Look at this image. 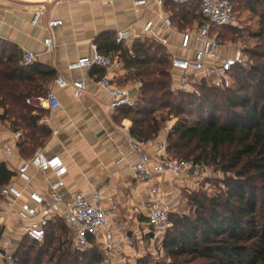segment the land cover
Instances as JSON below:
<instances>
[{"label": "trees", "instance_id": "16d2710c", "mask_svg": "<svg viewBox=\"0 0 264 264\" xmlns=\"http://www.w3.org/2000/svg\"><path fill=\"white\" fill-rule=\"evenodd\" d=\"M172 4L178 8L176 18L181 27L205 21L198 2ZM228 29L237 40L243 37L233 26L214 28L220 42V33ZM251 36L256 39L255 46L247 50L252 62L235 67L234 88L202 83L199 93L172 89L171 56L155 40H137L129 48L117 43L113 34L97 44L100 52L116 55L142 84L137 104L117 110L132 121L131 134L146 142L159 134L167 120L181 117L168 134L167 155L196 164L212 163L225 174L234 173L224 203L212 200L209 210L196 200L198 211L208 212V216L182 215L172 222L163 236L168 255L173 257L170 264H184L182 258L207 261L198 264H264V16L260 29ZM56 77L54 69L37 62L24 65L22 49L0 37V120L7 121L12 130L22 131L18 146L26 158H31L49 135L39 124L43 112L36 113L27 99L47 95L48 85ZM156 106L166 110L167 116L160 120L152 116ZM15 175L0 161V191ZM105 260L94 239L87 249L72 251L71 229L56 219L46 228L42 242L23 235L7 263L105 264ZM138 264L152 263L143 257Z\"/></svg>", "mask_w": 264, "mask_h": 264}, {"label": "crops", "instance_id": "0c3cea01", "mask_svg": "<svg viewBox=\"0 0 264 264\" xmlns=\"http://www.w3.org/2000/svg\"><path fill=\"white\" fill-rule=\"evenodd\" d=\"M21 1L27 3L0 0L3 6L0 14V37L21 49L35 52L37 63L57 72V77L49 83L48 90L58 95L60 107L39 110L43 112L39 124L49 131V135L38 150L49 155H60L65 160L68 173L64 177L65 184L60 189L65 200H71L77 192L90 193L94 189H101L105 195L112 196L118 202L119 213L115 220L110 221L108 228L117 237L118 255L123 254L129 260L134 257L133 251L143 244L145 238H152V229L147 219L148 209L145 206L148 188L136 179L133 166L139 156L131 148L127 136L131 122L128 119L119 122L118 111L110 109L109 94L98 88L95 82L100 70L70 69L69 64L90 56L94 51V44L97 45L121 29L133 32L136 39L125 44L132 47L135 41L144 39L136 36L150 20L156 24V36L167 40L165 47L171 57L188 56L191 51L181 47V32L195 29L197 22L181 27L176 18L178 8H173L172 3H176L174 0H164V5H159L155 0H147V5L140 6L138 10L134 6L135 0H51L46 2L47 10L34 25L32 19L38 9L37 3L45 0ZM192 2L197 0H189L183 4ZM234 6L236 21L233 28L239 30L243 37L236 42L223 44L218 40V32H214L217 34L218 49L225 55L242 51L244 59L251 63L247 50L253 46H248L244 40L254 39L251 35L260 29L264 0H234ZM167 16L174 22L170 31L164 29L162 21V17ZM56 19H61L63 24L50 29L48 22ZM48 36L55 43V47L49 51L44 44V39ZM192 46L200 47L201 43L193 40ZM121 66L123 76L119 83L129 85L131 94L138 97V81L132 78L122 62ZM59 78L69 82L83 80L87 90L81 97H75L72 86L60 88L57 85L56 80ZM55 130L59 132L55 134ZM0 138L4 145H10L14 150L13 153H2L0 161L6 162L16 173L23 161L29 158L20 153L19 141L15 139L14 130L10 126L0 124ZM144 146L154 160L159 156H167L165 136H159L151 144L144 142ZM196 178L199 177L168 178L161 184L165 198L173 203L178 197L173 183H189ZM52 180L51 173L35 170H32V182L29 184L16 176L12 179L26 191L35 190L43 195L47 194ZM104 204H108L107 201ZM26 226L18 217L7 219L0 229V246L5 236H11L14 240L21 239ZM118 255L114 256V261L119 259Z\"/></svg>", "mask_w": 264, "mask_h": 264}, {"label": "built area", "instance_id": "2783aa9c", "mask_svg": "<svg viewBox=\"0 0 264 264\" xmlns=\"http://www.w3.org/2000/svg\"><path fill=\"white\" fill-rule=\"evenodd\" d=\"M159 5H164V0H155ZM183 4L189 0H174ZM200 12L204 18L203 23H197L195 29H187L181 32V47L190 50L188 56H172L171 68L172 89L175 92L199 93L198 86L206 83L210 87L230 89L235 86V67L248 65L242 51L234 55L221 54L218 49L217 34L214 28L233 26L236 21L235 6L233 0H197ZM147 5V0H135L136 10L140 6ZM47 10L46 2L38 4L32 24L36 25ZM3 6L0 3V14ZM164 29L170 31L174 27L171 17H162ZM63 24L61 19L50 20L48 27L54 29ZM156 24L150 20L142 27L141 33L136 37L153 39L166 46L167 40L156 36L154 28ZM130 29H121L116 32V41L119 44H128L135 40ZM200 41V47L192 46V41ZM46 49L49 51L55 47L51 36L44 39ZM93 53L88 57H82L69 64L70 69H85L92 71L98 69L103 71L97 75L95 82L101 90L109 94L111 110L121 107H133L137 104V97L131 94L129 85L119 83L123 76V69L119 58L114 54H105L93 45ZM22 62L26 66L37 62V54L28 49H22ZM60 88L72 86L73 95L81 97L87 90L83 80L69 82L57 79ZM142 84L137 83L140 91ZM27 103L34 107L35 111L54 110L60 107L58 95L50 91L45 96H36L27 99ZM59 131L55 130L57 134ZM23 133L14 131L17 142ZM131 148L138 154L139 158L133 169L136 179L148 188L145 206L148 209V224L152 229V239H163L165 233L172 227L171 207L166 200L161 184L168 178L181 179L183 177L208 176L209 167L204 164H196L191 160L159 156L156 160L146 151L144 142L137 136L127 132ZM10 145H4L0 138V155L2 153H13ZM32 170L42 173H51L53 180L49 183L47 194L38 191H26L16 185L13 181L3 186L0 191V229L3 228L7 219L18 217L27 226L24 235L31 240L42 242L46 235V228L52 220L61 219L71 229V247L74 250H85L90 246V239H94L106 257V264H123L126 258L119 254L117 248V237L110 230L109 223L115 220L119 213V204L110 195H105L101 189H94L90 193L77 192L71 200H65L60 189L64 186V177L68 173L65 160L57 154H47L38 150L31 158L23 161L16 172V177L25 183L32 182ZM107 201L108 204H104ZM73 231V232H72ZM123 235V233H121ZM0 248L5 250V255L0 254L2 261H12L15 252L14 239L5 236ZM119 256L114 261V256Z\"/></svg>", "mask_w": 264, "mask_h": 264}, {"label": "rangeland", "instance_id": "374dc122", "mask_svg": "<svg viewBox=\"0 0 264 264\" xmlns=\"http://www.w3.org/2000/svg\"><path fill=\"white\" fill-rule=\"evenodd\" d=\"M2 1L23 2L21 0H2ZM49 1L51 0H45L44 2H49ZM23 3H27V2H23ZM220 34H221L220 37L222 39L221 43L223 44H227V42H230L231 40L232 42L238 41L235 38V33L233 30L228 29ZM244 42H246L248 46L254 47L256 39L246 38ZM152 111L154 112L152 116H156L159 120L161 116H167L166 110L160 109L158 106L153 107ZM125 116H126L125 112L124 113H122L121 111L118 112L117 118L119 122H121L123 119H128L131 122L130 125L132 126V121L129 118H126ZM179 119L181 120V117L180 118L173 117L167 120L162 126L159 134L155 138H152L151 140H148L145 143L147 144L154 143L159 136H165L166 147H167L168 134L172 130L173 126L179 121ZM0 124H4L7 127L10 126L7 121L0 120ZM207 166L210 169V171L208 172V176L193 179V182H189V183L188 182L185 183L178 182V184L173 183L175 189H177V194H178L177 200H175L173 203L172 202L170 203V207L172 210L171 221L173 223L178 220L177 216L187 215L191 218H196L199 214H201L202 216L203 215L205 216L206 214V216H208V212L204 213L201 210L198 211L196 200H199V202H201L204 206L208 207L209 210L211 209L212 200H215L217 202L219 201L220 203H224L226 201L227 190L230 187L229 183L231 179L234 178V173L225 174L219 166L212 163H209ZM20 240L21 239L18 238L14 240L15 246H17ZM135 243L137 246H139L137 241ZM72 251H74L73 248ZM132 254H134V257L131 259L129 258V260H126V263L123 264H138V260L143 257H145L147 261L152 264H160V263L170 264L173 261V257L168 255V249L164 246L163 239L145 238L143 244L137 247ZM180 260L181 262L184 261L185 262L184 264H198L200 262H207L203 259H193V258H186V259L182 258ZM0 264H9V263H7V261H2L0 259ZM105 264H106V260H105Z\"/></svg>", "mask_w": 264, "mask_h": 264}, {"label": "water", "instance_id": "95a60500", "mask_svg": "<svg viewBox=\"0 0 264 264\" xmlns=\"http://www.w3.org/2000/svg\"><path fill=\"white\" fill-rule=\"evenodd\" d=\"M0 254L5 255V250L0 248Z\"/></svg>", "mask_w": 264, "mask_h": 264}, {"label": "bare ground", "instance_id": "6f19581e", "mask_svg": "<svg viewBox=\"0 0 264 264\" xmlns=\"http://www.w3.org/2000/svg\"><path fill=\"white\" fill-rule=\"evenodd\" d=\"M41 3V2H40Z\"/></svg>", "mask_w": 264, "mask_h": 264}]
</instances>
